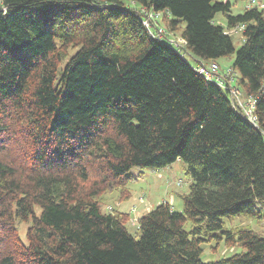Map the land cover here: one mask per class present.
<instances>
[{
  "label": "trees",
  "instance_id": "obj_1",
  "mask_svg": "<svg viewBox=\"0 0 264 264\" xmlns=\"http://www.w3.org/2000/svg\"><path fill=\"white\" fill-rule=\"evenodd\" d=\"M0 3V264H264V2ZM182 52L218 69L232 57L257 125ZM175 161L190 179L181 211L161 202L130 233L127 212L102 210L107 194L129 199L131 168ZM239 216L261 230L225 226ZM211 242L241 251L203 262Z\"/></svg>",
  "mask_w": 264,
  "mask_h": 264
},
{
  "label": "rangeland",
  "instance_id": "obj_2",
  "mask_svg": "<svg viewBox=\"0 0 264 264\" xmlns=\"http://www.w3.org/2000/svg\"><path fill=\"white\" fill-rule=\"evenodd\" d=\"M216 1H229L230 3H232L233 5L231 8L233 13L242 12L243 8L246 6V0ZM258 1L259 4H262V2H264V0ZM215 18L222 23L219 14L216 15ZM157 23L159 27L167 31L166 28L161 24L160 17L157 18ZM232 34L233 44L235 48H238L241 44L240 33L238 30H233ZM170 36L174 39L179 38V36L175 33L174 35L170 34ZM172 45L177 48L175 44ZM67 52H72V49H69ZM183 55L192 65L196 64L194 57H192L188 52L183 53ZM231 62L232 57L220 58L218 60L219 73L225 72ZM184 171L185 164L180 161H175L170 165L159 169L133 167L131 168L129 173L138 177L128 184V188L130 190L129 199L119 202L117 192H112L105 196V201L102 204L101 208L103 211H108L107 209L109 207L126 211L129 214V220L126 223L127 230L130 233H134L136 231V218L144 214L146 211H149L161 202H168L176 211L182 210V199L180 197V194L188 190V185L190 183V179L185 175ZM139 196L142 197L140 201L138 200ZM132 208H134L133 211L130 210ZM223 222L227 228L237 227L241 225H250L254 230H261L259 224L242 216L235 217L231 220L223 219ZM16 224L18 233L24 240V234L27 224L22 222H17ZM240 251L241 248L239 246L226 247L222 242H220L218 245L214 242H211L210 244H203V251L200 257L203 262H210L227 258Z\"/></svg>",
  "mask_w": 264,
  "mask_h": 264
},
{
  "label": "built area",
  "instance_id": "obj_3",
  "mask_svg": "<svg viewBox=\"0 0 264 264\" xmlns=\"http://www.w3.org/2000/svg\"><path fill=\"white\" fill-rule=\"evenodd\" d=\"M254 6L262 7L263 4H259L258 0H246V7ZM157 15L158 13H146L143 24L147 29L150 30V34L154 38L163 39L167 34L166 31L163 28L159 27L158 23H156L155 18L157 17ZM239 29H241V27H239ZM168 40L172 44H175L177 46L184 43V41L180 38L174 39L170 37ZM194 70L198 74L202 75L206 80L212 81L223 89H226L228 91L232 105L239 111V114L252 125H257L256 115L254 114L255 99L252 97H248L243 100L240 97L238 89L231 84L232 74L229 69L224 73H219L217 65L213 62H210L197 63L194 66ZM141 198L142 197H139V199Z\"/></svg>",
  "mask_w": 264,
  "mask_h": 264
},
{
  "label": "crops",
  "instance_id": "obj_4",
  "mask_svg": "<svg viewBox=\"0 0 264 264\" xmlns=\"http://www.w3.org/2000/svg\"><path fill=\"white\" fill-rule=\"evenodd\" d=\"M139 201H140V200H139ZM139 201H138V202H139ZM147 209H148V208H147ZM130 210H131V209H130ZM120 211H123V210H120ZM132 211H133V210H132ZM145 211H146V210H145ZM123 212H126V211H123ZM146 212H147V211H146Z\"/></svg>",
  "mask_w": 264,
  "mask_h": 264
}]
</instances>
